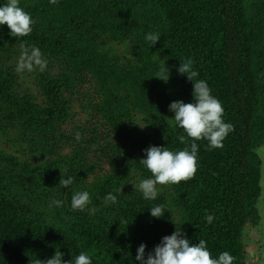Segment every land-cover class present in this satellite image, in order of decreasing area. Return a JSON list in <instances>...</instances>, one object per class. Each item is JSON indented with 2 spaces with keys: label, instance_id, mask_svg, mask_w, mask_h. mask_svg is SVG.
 Returning a JSON list of instances; mask_svg holds the SVG:
<instances>
[{
  "label": "trees",
  "instance_id": "obj_1",
  "mask_svg": "<svg viewBox=\"0 0 264 264\" xmlns=\"http://www.w3.org/2000/svg\"><path fill=\"white\" fill-rule=\"evenodd\" d=\"M20 6L32 31L17 38L7 25L0 30V264H39L56 251L65 261L86 251L93 264H136L141 244L147 256L176 227L213 255L228 251L234 264H248L245 237L261 221L263 195L264 0ZM150 32L161 36L154 47ZM33 49L41 63L30 59ZM187 59L232 129L222 147L196 141V174L157 185V198L145 200L132 185L151 176L139 163L145 150L186 146L169 106L193 101L194 82L178 72ZM21 61L31 66L18 71ZM162 66L168 83L154 78ZM62 173L74 180L67 188ZM78 190L91 195L84 210L71 207ZM52 200L63 205L49 207ZM158 204L163 218L150 214Z\"/></svg>",
  "mask_w": 264,
  "mask_h": 264
},
{
  "label": "clouds",
  "instance_id": "obj_2",
  "mask_svg": "<svg viewBox=\"0 0 264 264\" xmlns=\"http://www.w3.org/2000/svg\"><path fill=\"white\" fill-rule=\"evenodd\" d=\"M54 2V0H53ZM34 20L30 13L20 6V0H0V30L4 25L10 29L13 37L27 36L32 31ZM146 41L154 47L160 40L158 33L150 32L145 37ZM39 50H31L30 59L35 58L37 63ZM30 64L21 61L17 70L22 71ZM178 72L187 76L189 81L194 82L193 101H174L170 104L169 110L174 113L173 120L176 125L183 129L185 135H180L178 140L186 146L183 150H172L169 147L150 146L145 150V157L139 161L151 173L149 178L134 183L135 191L142 193L145 200L157 198V185L180 184L192 178L198 167L199 146L196 141L207 140L209 149L222 147L223 139L232 129L230 123L224 120V108L222 102L212 94L207 81L198 79L199 73L193 68V61L187 59L181 62ZM165 83L170 80V73L167 66H162L154 76ZM142 128V127H141ZM79 137V133H77ZM191 140L190 146L188 141ZM74 182L72 177L62 178L59 187L67 188ZM117 197L109 194L106 200L116 202ZM91 203V195L87 190L74 191L71 198L73 210H84ZM61 200H52L49 207H60ZM151 206V205H150ZM94 212V209H89ZM167 211L164 205L158 204L150 207V214L154 218H163ZM206 221L211 224L214 216L206 214ZM146 244H141L137 249L136 264H234L235 257L228 251L213 255L205 240L199 239L198 244H193L187 238V234L176 227L174 233L165 236L153 252L146 256ZM39 264H93L92 257L81 251L78 255L72 256L70 261H65L63 253L56 251L55 255L46 261H39Z\"/></svg>",
  "mask_w": 264,
  "mask_h": 264
},
{
  "label": "rangeland",
  "instance_id": "obj_3",
  "mask_svg": "<svg viewBox=\"0 0 264 264\" xmlns=\"http://www.w3.org/2000/svg\"><path fill=\"white\" fill-rule=\"evenodd\" d=\"M263 160V172H262V186L263 195L259 202V211L261 214V221L257 227L251 226L248 228L245 241L248 246V264H264V146L259 149Z\"/></svg>",
  "mask_w": 264,
  "mask_h": 264
}]
</instances>
